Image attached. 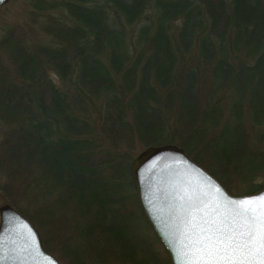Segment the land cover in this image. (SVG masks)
Listing matches in <instances>:
<instances>
[{
  "label": "trees",
  "instance_id": "obj_1",
  "mask_svg": "<svg viewBox=\"0 0 264 264\" xmlns=\"http://www.w3.org/2000/svg\"><path fill=\"white\" fill-rule=\"evenodd\" d=\"M23 3L0 21V204L61 264H171L131 174L149 146L264 187V0Z\"/></svg>",
  "mask_w": 264,
  "mask_h": 264
},
{
  "label": "water",
  "instance_id": "obj_2",
  "mask_svg": "<svg viewBox=\"0 0 264 264\" xmlns=\"http://www.w3.org/2000/svg\"><path fill=\"white\" fill-rule=\"evenodd\" d=\"M8 1L0 0V6ZM130 168L140 207L171 264H260L264 259L259 224L264 187L232 195L170 143L142 150ZM0 264H61L9 203L0 205Z\"/></svg>",
  "mask_w": 264,
  "mask_h": 264
},
{
  "label": "rangeland",
  "instance_id": "obj_3",
  "mask_svg": "<svg viewBox=\"0 0 264 264\" xmlns=\"http://www.w3.org/2000/svg\"><path fill=\"white\" fill-rule=\"evenodd\" d=\"M24 3L23 0H12L8 5L5 6L4 9H0V21L4 19V17L7 20H20L23 14H24V9H23ZM5 10V12H4ZM176 145V144H175ZM178 146V145H177ZM180 147V146H179ZM233 195V194H232ZM6 203V202H5ZM1 203L0 205H2ZM11 205V204H10ZM12 206V205H11ZM14 207V206H13ZM15 208V207H14ZM16 209V208H15ZM17 210V209H16ZM20 212V211H19ZM21 213V212H20ZM22 214V213H21ZM25 216V215H24ZM26 217V216H25ZM27 218V217H26ZM28 219V218H27ZM29 220V219H28ZM31 223V222H30ZM32 224V223H31ZM33 225V224H32ZM35 228V227H34ZM36 229V228H35ZM37 230V229H36ZM38 232V230H37ZM40 235V233L38 232ZM40 238L42 240V237L40 235ZM43 244V242H42ZM44 246V245H43ZM51 254V253H50ZM54 256V255H53ZM55 257V256H54ZM56 258V257H55ZM57 259V258H56ZM59 261V260H58ZM60 262V261H59ZM117 264V263H116Z\"/></svg>",
  "mask_w": 264,
  "mask_h": 264
},
{
  "label": "snow or ice",
  "instance_id": "obj_4",
  "mask_svg": "<svg viewBox=\"0 0 264 264\" xmlns=\"http://www.w3.org/2000/svg\"><path fill=\"white\" fill-rule=\"evenodd\" d=\"M259 224H260V227H261V239H262V243H261V249H264V212H261V217L259 218ZM241 236L243 235V233L240 234ZM227 239H231V240H234L235 237H227ZM237 247H240L239 244L236 245ZM246 246V245H245ZM259 251V249L257 250ZM262 256H264V253L261 254ZM231 258H229L230 260ZM241 264H243V261H241ZM260 264H264V259H261V262Z\"/></svg>",
  "mask_w": 264,
  "mask_h": 264
}]
</instances>
